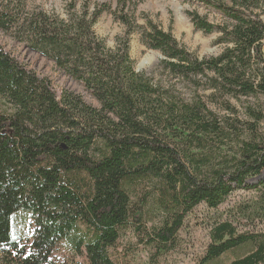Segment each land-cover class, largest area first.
Returning a JSON list of instances; mask_svg holds the SVG:
<instances>
[{"label": "trees", "instance_id": "obj_1", "mask_svg": "<svg viewBox=\"0 0 264 264\" xmlns=\"http://www.w3.org/2000/svg\"><path fill=\"white\" fill-rule=\"evenodd\" d=\"M139 1L69 2L59 18L0 0V30L98 102L57 94L0 46V264H136V246L164 264L186 218L235 192L248 198L213 223L194 264H264V0H187L222 19L190 13L222 45L203 58L137 25ZM103 11L125 28L113 48L94 30ZM133 32L161 54L163 77L135 70Z\"/></svg>", "mask_w": 264, "mask_h": 264}, {"label": "rangeland", "instance_id": "obj_2", "mask_svg": "<svg viewBox=\"0 0 264 264\" xmlns=\"http://www.w3.org/2000/svg\"><path fill=\"white\" fill-rule=\"evenodd\" d=\"M26 7L42 10L43 12L65 17L66 7L69 2H74L76 7L86 2L89 6L105 4L114 11L116 0H23ZM128 13L130 11H127ZM204 16L208 21L218 24L222 21L214 9L198 2L187 0H143L139 1L134 10L133 17L137 25H144L148 21L158 29L169 33L177 44L197 58L215 56L222 50V45L216 44L217 32L204 33L195 30L191 22L190 13ZM264 20V15L262 16ZM96 35L104 44L113 48L116 39L124 36V25L116 20L112 13L103 11L94 27ZM0 46L14 57L22 66L35 72L39 77L50 81L53 90L59 94L62 90H69L79 94L82 99L92 106L98 107V102L83 85L55 67L54 63L42 54L29 48L24 42L13 39L0 30ZM128 52L134 63L136 71L144 72L154 79L164 76L160 66L161 54L152 49H147L140 42L139 35L133 32L128 37ZM149 58L146 65L141 61ZM247 193L235 192L216 210H207L204 207L196 208L185 220L184 227L179 232L178 248L169 254L164 264H194L209 243V229L216 220L233 218L236 206L247 199ZM250 225L244 220L238 229H246ZM260 228V226H256ZM136 264H145L146 251L141 246H136L134 255Z\"/></svg>", "mask_w": 264, "mask_h": 264}, {"label": "bare ground", "instance_id": "obj_3", "mask_svg": "<svg viewBox=\"0 0 264 264\" xmlns=\"http://www.w3.org/2000/svg\"><path fill=\"white\" fill-rule=\"evenodd\" d=\"M149 58H145L141 61V65H146L148 63V60Z\"/></svg>", "mask_w": 264, "mask_h": 264}]
</instances>
